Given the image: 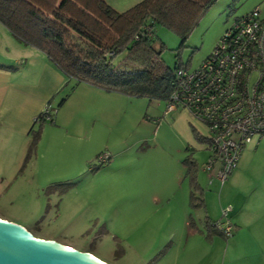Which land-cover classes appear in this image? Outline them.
Returning a JSON list of instances; mask_svg holds the SVG:
<instances>
[{"label":"rangeland","instance_id":"374dc122","mask_svg":"<svg viewBox=\"0 0 264 264\" xmlns=\"http://www.w3.org/2000/svg\"><path fill=\"white\" fill-rule=\"evenodd\" d=\"M142 1L106 0L118 12ZM257 7L264 18V0H217L185 43L171 30L155 26L156 47L161 51L163 46L160 58L164 65L175 70L182 64L194 70L212 53L233 21ZM6 54L12 70L25 65L20 49L9 47ZM126 54H118L114 66H120ZM74 85L72 81L64 89ZM47 104L58 112V105ZM167 106L165 100L133 97L118 101L108 112L104 110L98 122H87L82 130L83 141L93 142L87 169L79 173L76 164L75 168L68 165L57 154L55 167L30 166L13 180L6 178L0 183V218L26 228L37 239L68 245L82 253L90 251L109 264H151L154 257L150 256L161 254L170 241L173 249L162 262L173 264L180 258L189 260L186 264L217 263L221 255L218 247L200 248L202 242L186 225L182 232L169 229L179 225L181 195L184 188L189 189L184 160L193 158L197 181L206 193L219 194L222 189L216 181L209 184L203 170L210 155L207 125L186 109L168 111ZM51 124L37 123L35 130ZM104 154L111 158L102 165L99 155ZM247 156L251 167L264 168V136L247 144L241 158ZM187 211L196 223L198 215H205L202 208L190 205Z\"/></svg>","mask_w":264,"mask_h":264},{"label":"crops","instance_id":"0c3cea01","mask_svg":"<svg viewBox=\"0 0 264 264\" xmlns=\"http://www.w3.org/2000/svg\"><path fill=\"white\" fill-rule=\"evenodd\" d=\"M9 47L20 49L23 53L26 62L21 70L14 71L8 66L6 53ZM71 82L45 53L19 42L0 22V183L6 178L15 179L17 173H23L30 166L55 167L57 154L67 160L68 165L75 168L76 164L75 171H85L90 159L88 153L93 145V142L83 141L82 130L86 123L98 122L104 110L108 112L118 101L133 98L87 83H80L74 89H64ZM47 103L54 107L58 105L59 110L53 124L40 129L36 154L26 162L32 139L30 130L35 128L34 119L42 113ZM109 114L112 117V113ZM249 161L250 156L241 158L239 167L223 186L214 180L222 189L221 193H206L207 189L201 185L206 212L204 218L198 215V224L187 211L188 206L191 207V187L188 183L189 189L186 191L184 188L181 195L179 225L169 226L175 233L182 232L185 225L191 228V234L202 242L200 248L211 246L214 250L218 247L221 255L215 264H264V168H253ZM226 207H231L228 218L235 228L233 236L227 240L211 229L206 220L208 216L211 222L218 221L222 209ZM0 220L8 222L3 218ZM173 246L174 242H167L161 254L155 252L156 255L150 256L154 257L150 263L168 264L162 260L167 258ZM86 253L98 258L90 251ZM188 261L178 258L173 264H186Z\"/></svg>","mask_w":264,"mask_h":264},{"label":"trees","instance_id":"16d2710c","mask_svg":"<svg viewBox=\"0 0 264 264\" xmlns=\"http://www.w3.org/2000/svg\"><path fill=\"white\" fill-rule=\"evenodd\" d=\"M216 1L143 0L118 12L106 0H0V22L19 42L45 53L74 81L72 89L87 83L129 97L167 101L174 89L176 70L183 65L175 70L164 65L160 58L163 46L157 50L154 27L171 30L185 43ZM124 51V61L114 66V58ZM30 135L26 162L36 152L41 131L32 128ZM184 163L191 187V207L206 212L197 165L191 156ZM206 220L213 229L214 222L208 216Z\"/></svg>","mask_w":264,"mask_h":264},{"label":"built area","instance_id":"2783aa9c","mask_svg":"<svg viewBox=\"0 0 264 264\" xmlns=\"http://www.w3.org/2000/svg\"><path fill=\"white\" fill-rule=\"evenodd\" d=\"M167 103L168 111L186 109L207 125L210 155L203 170L209 183L224 185L247 144L264 136V18L259 7L237 17L197 68L176 70ZM51 107L47 104L34 123L54 122L57 111ZM110 158L100 155V164ZM230 211L223 208L213 223L214 231L226 239L235 229Z\"/></svg>","mask_w":264,"mask_h":264},{"label":"water","instance_id":"95a60500","mask_svg":"<svg viewBox=\"0 0 264 264\" xmlns=\"http://www.w3.org/2000/svg\"><path fill=\"white\" fill-rule=\"evenodd\" d=\"M0 264H105L53 241L37 239L22 226L0 220Z\"/></svg>","mask_w":264,"mask_h":264}]
</instances>
